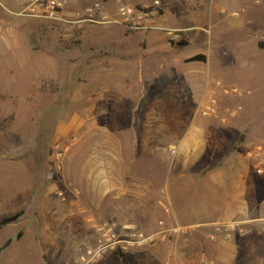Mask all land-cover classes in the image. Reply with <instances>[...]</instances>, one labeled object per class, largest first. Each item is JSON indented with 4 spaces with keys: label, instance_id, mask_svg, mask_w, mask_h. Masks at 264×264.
<instances>
[{
    "label": "rangeland",
    "instance_id": "374dc122",
    "mask_svg": "<svg viewBox=\"0 0 264 264\" xmlns=\"http://www.w3.org/2000/svg\"><path fill=\"white\" fill-rule=\"evenodd\" d=\"M32 1L0 0V220L20 213L0 228V264H83L80 257L96 245V226L109 222L111 155L118 165L121 156L133 159L129 193L116 198L128 207L129 226L155 231L145 213L153 161L145 155L135 162L143 147L130 146L134 131L127 126L193 118L221 123L199 111L211 90L226 118L222 124L244 127L237 142L235 132L228 131L229 140L211 131L214 155L256 146L264 153V49L258 45L264 30L252 25L264 3L237 0L229 10L218 9L220 20L209 25L200 3L162 0V25L184 31L177 38L155 31L159 38L150 43L143 36L156 33L20 16ZM230 19L242 22V30L224 22ZM196 55L204 62H187ZM217 84L239 94L222 95ZM154 249L125 257L130 264H163L162 257L147 255ZM113 252L90 264H110Z\"/></svg>",
    "mask_w": 264,
    "mask_h": 264
},
{
    "label": "crops",
    "instance_id": "0c3cea01",
    "mask_svg": "<svg viewBox=\"0 0 264 264\" xmlns=\"http://www.w3.org/2000/svg\"><path fill=\"white\" fill-rule=\"evenodd\" d=\"M189 1L201 4L209 25L219 19L218 9L238 4L237 0ZM116 3L117 0H108L107 7ZM190 8V14L197 15L198 11ZM163 15L158 21L160 25L166 22ZM254 15L261 17L254 19L252 25L264 30V6L257 8ZM230 20L224 22L238 32L242 30V22ZM150 33L156 34L143 36L150 43L159 38L157 32ZM130 126L127 130L134 131L130 146H142L144 150L135 162L140 163L145 155L153 161L151 208L146 207L145 212H149L150 218L147 217L146 224L156 230L180 226L190 231L185 241L156 245L157 249L147 255L155 261L162 257L163 261L170 259L175 264H204L203 258L214 264H264V177L255 171L250 156L253 147L227 148L216 157L209 144L211 131L227 139L228 131L235 132L237 142L244 127L199 118L170 126L154 122L140 123V128ZM119 158V165L115 155L106 159L105 194L111 197L105 207L109 221L106 223L129 225L128 207L123 202L117 204L116 198L129 193L128 174L133 159ZM210 235L214 240L209 239Z\"/></svg>",
    "mask_w": 264,
    "mask_h": 264
},
{
    "label": "built area",
    "instance_id": "2783aa9c",
    "mask_svg": "<svg viewBox=\"0 0 264 264\" xmlns=\"http://www.w3.org/2000/svg\"><path fill=\"white\" fill-rule=\"evenodd\" d=\"M254 4H262L264 0H250ZM108 0H33L19 14L37 20L57 21L68 25H100L119 26L126 32L150 33L161 31L173 38L179 37L184 29L169 28L159 24L162 15V0H117L115 9L109 10ZM243 9L231 13L238 17ZM222 95H238L236 87H223L217 84ZM217 93L211 90L209 97L199 105L201 115L214 118L219 122H225V117L218 109ZM234 113H231L233 115ZM251 157L254 160L255 171L264 177V153L258 146L254 147ZM99 233L94 248L87 250L86 255L80 257L83 264H90L106 251L119 250L123 253L140 250L160 244H168L185 241L189 235L186 227H160L152 232L139 231L129 225H117L115 223H104L97 227ZM214 240V236H209ZM204 264H214L212 261L202 259ZM163 264H175L170 259Z\"/></svg>",
    "mask_w": 264,
    "mask_h": 264
},
{
    "label": "trees",
    "instance_id": "16d2710c",
    "mask_svg": "<svg viewBox=\"0 0 264 264\" xmlns=\"http://www.w3.org/2000/svg\"><path fill=\"white\" fill-rule=\"evenodd\" d=\"M259 48L264 49V41L260 42ZM205 56L204 55H196L187 60V62H204ZM20 216V213H17L12 216L4 217L0 220V228H2L5 225L14 223ZM8 242L5 244L7 245ZM110 264H130L128 260H126L125 253L116 250L112 253L111 257V263Z\"/></svg>",
    "mask_w": 264,
    "mask_h": 264
}]
</instances>
